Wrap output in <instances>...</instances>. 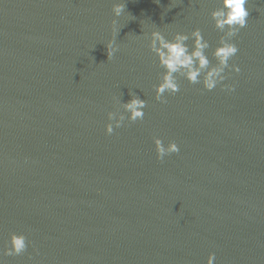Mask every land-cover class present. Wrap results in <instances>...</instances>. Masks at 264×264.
Here are the masks:
<instances>
[{"label":"water","instance_id":"95a60500","mask_svg":"<svg viewBox=\"0 0 264 264\" xmlns=\"http://www.w3.org/2000/svg\"><path fill=\"white\" fill-rule=\"evenodd\" d=\"M118 2L0 0V249L30 241L5 264H264V0L233 37L235 90L180 77L167 103L148 37L199 27L215 63L218 0ZM129 90L145 117L109 135ZM154 135L180 151L158 160Z\"/></svg>","mask_w":264,"mask_h":264},{"label":"clouds","instance_id":"9594fccd","mask_svg":"<svg viewBox=\"0 0 264 264\" xmlns=\"http://www.w3.org/2000/svg\"><path fill=\"white\" fill-rule=\"evenodd\" d=\"M159 3V0H156ZM183 3V0H180ZM249 0H218V6L210 12L214 27L222 33L218 43L211 52L215 63L209 59L208 50L211 45L204 38L199 27L191 32L176 31L171 39L167 38L159 28H154L148 37V47L156 56L158 65L163 69L159 73V82L153 85L155 100L160 103H167V96L174 95L180 90L178 78L182 77L191 84H201L204 90L212 91L218 85L229 92L235 90L234 84L223 83L232 72L239 73L240 67L236 63H230L236 56L239 49L233 41L242 28L248 23L249 9L246 5ZM124 3L113 0L112 12L115 17H119L124 12ZM117 21L113 19V33L117 32ZM191 40V45L188 41ZM108 59H111L118 48L115 39H111L106 44ZM226 70H228L226 72ZM130 99L123 102L121 98L117 100L119 107L115 111H108V122L105 124V132L112 134L115 128H120L125 120L136 122L145 117L147 101L141 99L135 92L129 90ZM120 109H123L121 111ZM156 157L163 161L172 153L180 151L175 140H169L165 145L159 136L152 137ZM30 241L23 232H10L4 246L0 249V264H5V257L19 256L28 249ZM35 250V249H34ZM216 253L210 252L207 256L206 264H214Z\"/></svg>","mask_w":264,"mask_h":264}]
</instances>
